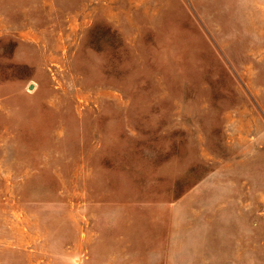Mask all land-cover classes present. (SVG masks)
<instances>
[{"label":"rangeland","instance_id":"obj_1","mask_svg":"<svg viewBox=\"0 0 264 264\" xmlns=\"http://www.w3.org/2000/svg\"><path fill=\"white\" fill-rule=\"evenodd\" d=\"M0 264H264V0H0Z\"/></svg>","mask_w":264,"mask_h":264},{"label":"water","instance_id":"obj_2","mask_svg":"<svg viewBox=\"0 0 264 264\" xmlns=\"http://www.w3.org/2000/svg\"><path fill=\"white\" fill-rule=\"evenodd\" d=\"M30 88H31V85H30Z\"/></svg>","mask_w":264,"mask_h":264}]
</instances>
